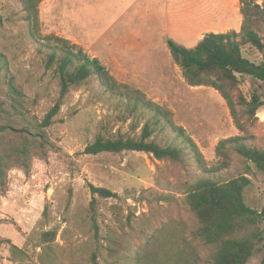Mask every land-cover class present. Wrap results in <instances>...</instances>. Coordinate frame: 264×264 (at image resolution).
<instances>
[{
    "label": "rangeland",
    "instance_id": "rangeland-1",
    "mask_svg": "<svg viewBox=\"0 0 264 264\" xmlns=\"http://www.w3.org/2000/svg\"><path fill=\"white\" fill-rule=\"evenodd\" d=\"M263 4L264 0H255ZM230 0H44L40 7V35L56 34L80 45L90 57H97L121 83L143 91L148 99L171 111L176 126L185 129L205 156L216 166V147L223 139L239 135L230 109L219 92L210 87H192L174 61L168 41L192 48L194 41L172 38L179 22L190 23L195 31L200 24H217L228 15ZM189 9V10H188ZM5 18L0 28V53L8 56L10 75L22 94V107L12 108L8 78L0 77V125H10L7 137H20L21 130L40 122L60 96L59 79L46 72L38 45L28 35L21 0H0ZM232 19L234 15L229 14ZM236 29H241L235 16ZM186 28L182 34H188ZM137 37V38H136ZM192 40V39H189ZM186 44V45H185ZM257 62L261 54L245 50ZM92 85L72 89L55 121L47 131L49 144L33 155L28 168L13 162L7 179L0 185V264H40L39 255L48 251L40 245L43 231L56 230L57 238L49 253L59 264H132L138 246L169 219L197 225L183 201V190L202 176L195 166L158 161L142 152L85 153L99 134H135L130 119L119 120L120 109L95 95ZM248 95L253 86H241ZM264 108L257 120L248 124L251 144L264 150ZM144 123V120L141 121ZM175 143L177 133L167 130ZM139 133V130L138 132ZM162 141V135L158 137ZM247 163L231 153V165L218 172L222 180L243 175ZM252 185L246 191L250 207L264 209V173L250 164ZM108 188L119 198H98V223L105 235L116 224L113 205L121 208L126 223V250L118 259H108L91 228L89 206L93 195L89 185ZM264 229V223L261 226ZM120 232V230H117ZM25 249L29 259L10 260V246ZM262 249L248 264H261ZM203 255L208 251L201 249Z\"/></svg>",
    "mask_w": 264,
    "mask_h": 264
},
{
    "label": "trees",
    "instance_id": "trees-1",
    "mask_svg": "<svg viewBox=\"0 0 264 264\" xmlns=\"http://www.w3.org/2000/svg\"><path fill=\"white\" fill-rule=\"evenodd\" d=\"M23 19L27 22L28 35L38 45L43 56L46 72H53L59 79L60 96L40 122L21 130L20 137H7L10 125H0V185L7 179L13 162L28 168L35 153L49 144L47 129L60 113L65 98L72 89L92 85L95 95L102 101L115 104L120 109L118 117L122 122L132 120L135 134H99L87 145L85 153H123L125 151L151 154L158 161H171L182 166H195L208 176H202L193 183H187L183 190V201L193 214L197 225L190 228L184 220L172 218L155 229L136 249L132 264H248L261 251L264 243V209L250 207L246 191L252 185L250 164L264 173V150L251 144L248 124L257 120L264 108V5L255 0H240L243 25L239 32L208 33L193 48H187L170 39L168 46L174 61L181 67L187 84L192 87H210L219 92L226 101L234 123L240 134L219 142L216 154L219 163L209 166L204 154L185 129L176 126L171 111L165 109L138 88L119 82L97 57H90L84 49L71 40L56 34L40 35V7L44 0H21ZM0 10V28L5 27ZM245 50L261 54L263 60L255 61ZM8 56L0 53V77L8 78L7 86L13 96L12 108L19 109L22 96L19 87L10 75ZM250 83L253 89L248 95L241 89ZM144 120L142 124L141 121ZM177 133L175 143L167 139L170 132ZM139 133H136L138 132ZM164 138L159 141L158 137ZM241 156L247 165L243 175L222 180L218 172L231 165V153ZM93 195L89 206L91 228L94 236L102 240V248L108 259L115 262L126 250L124 236L126 223L121 208L113 205L116 224L109 227L105 235L98 223V198H119V194L108 188L89 185ZM117 230H120L118 232ZM57 231H43L40 245L48 251L47 257L39 255L40 264H59L51 257L50 245L56 241ZM201 249L208 254H202ZM13 262L29 259L25 249L11 244ZM97 254L92 255L98 264ZM264 264V257L262 263Z\"/></svg>",
    "mask_w": 264,
    "mask_h": 264
},
{
    "label": "crops",
    "instance_id": "crops-1",
    "mask_svg": "<svg viewBox=\"0 0 264 264\" xmlns=\"http://www.w3.org/2000/svg\"><path fill=\"white\" fill-rule=\"evenodd\" d=\"M229 14L234 15V17L231 19ZM235 16L238 19L239 26L242 27L243 16L241 14L240 0H230L229 8H228V15L226 17H224L223 19H220V22L217 24H210V25L209 24H205V25L200 24L199 29L195 31L196 33L192 32L189 29V26L191 24L185 23V22H179L178 25L176 26V28L173 27V32L167 26L166 31H168L170 33V35L172 36V38H174L175 40L182 41V43H183V41H185V42H188V41L193 42L194 41V43H196V45H197L199 43V41H201L203 39V37L208 33H226L229 31L239 32L241 29H236L235 19H234ZM186 28H188L189 33L188 34H182V32ZM189 39H192V40H189ZM261 120H262V122H264V118Z\"/></svg>",
    "mask_w": 264,
    "mask_h": 264
}]
</instances>
